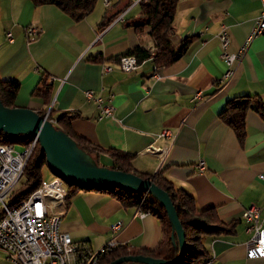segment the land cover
<instances>
[{
    "label": "crops",
    "instance_id": "obj_1",
    "mask_svg": "<svg viewBox=\"0 0 264 264\" xmlns=\"http://www.w3.org/2000/svg\"><path fill=\"white\" fill-rule=\"evenodd\" d=\"M141 4L98 0L92 13L74 21L52 4L0 0V78L19 81L17 106L52 108L55 116L70 113L66 119L78 135L100 148L134 154L137 171H163L194 196L198 208L214 207L223 221H235L233 233L204 238L211 264H264V257L248 253L250 234L241 216L245 208L259 206L264 228V118L255 110L247 112L244 144L220 118L233 97L250 95L264 102V33L232 64L228 79H223L226 65L218 37L224 29L230 37L228 50L237 52L256 24L261 0H179L173 42L193 37L186 53L166 67L146 60L124 72L116 56L136 46L154 47L150 28L137 31L130 23L140 15ZM30 26L38 30L33 37L27 35ZM9 31L13 42L7 39ZM95 56L100 61L90 59ZM105 65L113 71H103ZM43 75L52 84L48 105L33 95ZM86 90L110 98L112 116L100 119ZM198 92L200 98L195 97ZM165 129L173 139L162 135ZM151 145L162 151L147 153ZM58 210L64 211L61 230L92 250L113 241L115 246L154 251L164 237L155 215L140 217L137 207H125L107 192L79 190ZM118 221L123 226L115 233L112 226ZM0 264H13L1 249Z\"/></svg>",
    "mask_w": 264,
    "mask_h": 264
},
{
    "label": "trees",
    "instance_id": "obj_2",
    "mask_svg": "<svg viewBox=\"0 0 264 264\" xmlns=\"http://www.w3.org/2000/svg\"><path fill=\"white\" fill-rule=\"evenodd\" d=\"M30 1L34 6L44 4L55 5L74 21H80L93 12L98 0ZM178 2L179 0H145L141 4L140 15L131 20L130 23L137 31L149 27V35L153 40L154 47L150 50L142 46H136L116 56L115 60L118 61L121 56L131 54L136 56L138 64L146 60H151L157 68L169 66L179 60L192 44L193 37H186L178 44H174L173 42V36L175 35L174 20ZM90 59L100 61L99 56L91 57ZM19 89V81L0 78V99L2 103L10 108L17 107L15 100ZM51 91L52 84L48 76L43 75L35 87L33 95L43 98L45 104L48 105L50 103ZM49 109V112H47V109L39 110L37 113L40 116L47 115L48 119L53 121L56 128L62 129L75 139L78 145L89 153L99 165L134 173L144 179H152L158 187L169 194L185 231L186 245L183 264H205L210 255L203 243L204 238L206 236H218L234 232L236 226L235 221H223L214 207L205 209L198 208L194 196L185 189L177 187L168 179L163 171H158L155 174L137 171L133 166L134 154L115 148H100L73 131L70 123L66 119L68 116H71L70 113L63 112L55 116L53 109ZM249 110H255L264 118V102L256 96L250 95H241L229 99L225 108L220 113V118L235 132L240 144H244L246 137V115ZM33 139V136L26 134L10 135L0 131V144L5 143L21 147L30 142L33 143ZM101 153L107 155L109 159L108 164L100 163ZM44 165H47L46 155L41 151L39 142H37L33 147V152L23 173L25 177L23 187L20 190H14L8 200V205L14 206L18 204L38 188L43 180L42 168ZM65 185L68 192L66 201L70 200L79 190L107 192L118 199L123 206L137 207L155 215L161 222L164 237L156 250H136L126 245H117L106 249V252L99 258V264H109L111 261L127 255L144 254L164 259H171L177 255L178 248L174 246L171 240L172 228L167 212L151 194L144 191L131 192L116 187L96 189Z\"/></svg>",
    "mask_w": 264,
    "mask_h": 264
},
{
    "label": "built area",
    "instance_id": "obj_3",
    "mask_svg": "<svg viewBox=\"0 0 264 264\" xmlns=\"http://www.w3.org/2000/svg\"><path fill=\"white\" fill-rule=\"evenodd\" d=\"M145 0H141L143 3ZM110 5V0H104ZM262 8L256 19L252 32L247 36L245 43L237 52L228 50L230 37L222 29L218 37L222 46V59L226 65L223 79L230 78L231 66L234 62L240 61L250 42L254 37L264 33V0H261ZM120 17L119 19H121ZM27 35L33 37L37 34V28H27ZM7 39L13 42L11 32H7ZM117 67L124 72H132L139 66L135 55H123L117 61ZM111 65L103 66V71H113ZM86 98L94 101L99 108L100 119L110 117L113 114L114 106L112 100L104 98L94 90L85 91ZM196 98L201 97L198 92ZM162 135L174 138L170 130H163ZM33 143L24 146L0 144V249L5 251L8 259L13 264H92L101 258L106 249L115 246L113 241L108 242L100 250H92L86 242L74 241L71 236L60 228L64 211L58 207L66 203L67 188L61 186V181L54 180V177L43 179L36 190L27 198L21 200L14 206L8 205L11 194L17 184L24 177V170L33 152ZM147 153L159 154L161 148L149 146ZM199 171L204 170L205 164L200 161L197 165ZM264 179V175L261 176ZM55 209L58 212L56 226H49L47 210ZM137 214L144 217L149 214L137 208ZM242 219L246 223V232L250 234L247 242L248 253L254 257H264V228L261 221V208L251 205L242 211ZM123 226L118 221L112 226L113 231L118 232ZM212 260L206 264H211Z\"/></svg>",
    "mask_w": 264,
    "mask_h": 264
},
{
    "label": "water",
    "instance_id": "obj_4",
    "mask_svg": "<svg viewBox=\"0 0 264 264\" xmlns=\"http://www.w3.org/2000/svg\"><path fill=\"white\" fill-rule=\"evenodd\" d=\"M0 131L10 135L26 134L37 138L40 149L46 155V164L54 176L67 185L81 188H121L131 192L144 191L154 196L165 208L172 228L171 240L178 253L171 259L149 255H127L109 264H183L185 231L169 194L152 179H144L134 173L99 165L82 149L77 141L62 129H58L45 116L27 107L10 108L0 99Z\"/></svg>",
    "mask_w": 264,
    "mask_h": 264
},
{
    "label": "bare ground",
    "instance_id": "obj_5",
    "mask_svg": "<svg viewBox=\"0 0 264 264\" xmlns=\"http://www.w3.org/2000/svg\"><path fill=\"white\" fill-rule=\"evenodd\" d=\"M45 117L47 118V116H45ZM51 122L53 123V121H51ZM36 143H37V138L35 137L33 139V145L35 146ZM3 145H12V144H5L4 143ZM54 180L61 181V186H65L64 181L60 177L55 176ZM47 218H48L49 226H56L57 221H58V212L55 209H48L47 210ZM99 260L100 259H97L96 262H92V264H99Z\"/></svg>",
    "mask_w": 264,
    "mask_h": 264
},
{
    "label": "rangeland",
    "instance_id": "obj_6",
    "mask_svg": "<svg viewBox=\"0 0 264 264\" xmlns=\"http://www.w3.org/2000/svg\"><path fill=\"white\" fill-rule=\"evenodd\" d=\"M1 13L4 14L3 11H1ZM46 116H47V115H46ZM47 118H48V116H47ZM51 121H52V120H51ZM166 130H167V129H166ZM37 142H38V140H37ZM100 163H101V164H108V163H109V159H108V157L101 156V158H100ZM42 174H43V179H46V180L50 179L51 177H55V176H53V174L51 173V171H50V169L48 168L47 165H44V166H43V168H42ZM24 182H25V177H22L21 180L19 181V183H18L17 186H16V190H20V189L23 187ZM65 186H66V185H65ZM113 247H114V246H113ZM210 259H211V256L208 257V259L206 260L205 264H206L207 261H209Z\"/></svg>",
    "mask_w": 264,
    "mask_h": 264
}]
</instances>
